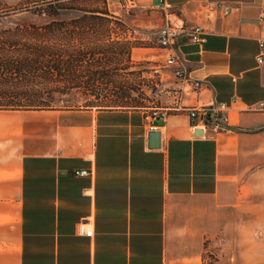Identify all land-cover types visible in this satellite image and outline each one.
Wrapping results in <instances>:
<instances>
[{"label":"crops","instance_id":"1","mask_svg":"<svg viewBox=\"0 0 264 264\" xmlns=\"http://www.w3.org/2000/svg\"><path fill=\"white\" fill-rule=\"evenodd\" d=\"M208 1L172 0L206 28L176 50L202 88L175 75L168 50L134 48L124 77L144 79L136 105L0 109V264H264V0H231L227 16ZM124 7L130 26L157 31L167 18L159 0ZM201 104L227 112L230 128L196 135L183 106ZM152 109L167 113L157 148Z\"/></svg>","mask_w":264,"mask_h":264},{"label":"trees","instance_id":"2","mask_svg":"<svg viewBox=\"0 0 264 264\" xmlns=\"http://www.w3.org/2000/svg\"><path fill=\"white\" fill-rule=\"evenodd\" d=\"M76 10L83 14L70 20L62 17ZM44 12L52 19L42 26L0 30V109L125 107L139 103L132 97L136 89L127 85L123 74L128 66H118L119 56L131 57L135 47L147 45L138 37H128L129 26L109 9L108 0H51ZM109 24L121 26L127 36L121 38L117 33L110 37L112 42H102L100 27ZM96 36L100 42H95ZM80 92L87 95L86 104H79L76 98L65 104L54 103L56 93L75 97Z\"/></svg>","mask_w":264,"mask_h":264},{"label":"built area","instance_id":"3","mask_svg":"<svg viewBox=\"0 0 264 264\" xmlns=\"http://www.w3.org/2000/svg\"><path fill=\"white\" fill-rule=\"evenodd\" d=\"M162 9L165 11L166 20L162 22L157 30V38L162 49L168 50L169 56L166 58V64L175 66V75L180 80H185L195 89L202 88L205 81L200 79H192L177 54V46L184 39H189L194 42H204L206 40V28L203 25L190 27L187 25L180 12L174 6L172 0H159ZM207 9L210 12H216L220 15L227 16L232 12L234 6L231 0H209L207 2ZM170 16H174L172 20ZM132 32V30L129 28ZM260 50L257 54V61L259 64H264V37L259 39ZM226 105V104H224ZM227 106V105H226ZM190 119L193 123V128H207L213 127L217 130H228L229 115L223 109L214 108L212 105H184ZM258 108L264 110V100L258 102ZM166 112H161L158 109H152L146 115L147 124L150 130H160L165 118ZM91 171L89 169H76L75 175H88ZM77 230L80 234L87 236L94 235V229L90 227L88 221H82L78 224Z\"/></svg>","mask_w":264,"mask_h":264},{"label":"rangeland","instance_id":"4","mask_svg":"<svg viewBox=\"0 0 264 264\" xmlns=\"http://www.w3.org/2000/svg\"><path fill=\"white\" fill-rule=\"evenodd\" d=\"M51 0H0V30L10 31L13 32L16 29L20 28H29L32 29L36 26H42L49 22L52 17L48 16L44 10L46 9V6ZM90 2V0H87V2ZM109 1V9L117 14L119 17H121L125 22L126 18H130L129 14H124V11H126L127 8L124 7V0H108ZM86 2V1H85ZM130 14H136V11L134 8H130L129 10ZM83 14V11H68L65 12L62 17L66 20H70L73 17H76L78 15ZM126 24L129 26V28L132 30V32L129 30V28L126 29L128 37L133 39V37H138L143 42H145V45L147 46H137L136 48V54L138 56L143 55H160L162 53V48L159 45V41L157 38V31L154 28H137L134 26H130L127 22ZM121 26L109 24V25H103L100 27V34H98V37L102 39V42L110 43L112 42L111 36H114V38L117 36V33H119V36L123 38L124 36H127L125 32L120 28ZM108 28V29H107ZM95 42L97 41V36L94 38ZM110 40V41H109ZM99 51V50H98ZM120 65L119 67H124L127 62L128 55L127 54H121L120 56ZM161 57H157L153 61H149V63H142L141 68L148 70L147 67H145L148 64H160L162 63ZM122 72V71H121ZM124 74V73H123ZM154 78V77H153ZM151 78V80H154ZM144 79H142L138 74L130 75L128 77L127 85H131L136 90L133 91L132 97L136 98L138 101L143 100L144 96L139 92L137 89L139 86L138 84L144 85L143 82ZM148 84V82H145ZM151 85H153V82H149ZM45 86V85H42ZM109 87V86H108ZM111 88V87H110ZM84 89V88H83ZM104 88H101L99 86L98 90L103 91ZM75 94V93H74ZM55 102L57 104H65L67 103L66 100H74L76 98L79 102V104H86V98L87 95L84 93H77L75 94V97L73 94H59L56 93L55 95ZM93 98H95L93 96ZM103 98V96H101ZM105 98V97H104ZM107 104V103H105ZM155 105V104H154ZM84 107V106H81ZM214 251V250H213ZM218 251L211 253V259L214 260L217 258Z\"/></svg>","mask_w":264,"mask_h":264},{"label":"water","instance_id":"5","mask_svg":"<svg viewBox=\"0 0 264 264\" xmlns=\"http://www.w3.org/2000/svg\"><path fill=\"white\" fill-rule=\"evenodd\" d=\"M196 135H202L204 133L203 128L198 127L195 130ZM162 143L161 130H151L149 134V146L152 148L160 147Z\"/></svg>","mask_w":264,"mask_h":264}]
</instances>
